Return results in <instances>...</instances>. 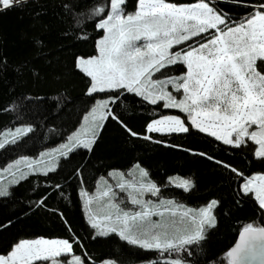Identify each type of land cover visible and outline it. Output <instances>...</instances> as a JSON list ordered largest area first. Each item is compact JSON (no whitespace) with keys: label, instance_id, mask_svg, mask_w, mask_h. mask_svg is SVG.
<instances>
[{"label":"trees","instance_id":"1","mask_svg":"<svg viewBox=\"0 0 264 264\" xmlns=\"http://www.w3.org/2000/svg\"><path fill=\"white\" fill-rule=\"evenodd\" d=\"M210 1L230 21L243 19L258 2ZM137 3L126 0L125 11H135ZM99 4L107 6V0H29L0 11V136L16 127L32 129L0 149V167L19 157H37L65 142L98 99L110 98L108 109L119 118L102 122L91 151L77 148L61 156L56 171L29 174L10 188L8 196L0 197V225H6L0 227V254L24 239H66L86 264H163L175 258L186 264H228L226 254L243 226H264V211L251 193L246 196L240 190L246 178L264 174V160L254 155L257 145L247 138L240 148L225 145L191 129L179 110L165 109L162 102L148 104L123 90L87 95L89 79L76 68V59L97 53L96 42L103 31L96 28L100 17L90 16ZM176 70L185 71L179 66L171 72ZM164 116L181 118L191 130L146 131L148 123ZM124 125L138 136L130 135ZM145 135L150 139L144 140ZM137 165L160 188L161 199L192 208L217 201L216 226L208 228L198 244L188 246L190 254L162 256L129 245L116 234L96 236L87 223L82 191L92 193L112 170L129 177ZM174 176L190 180L193 187L188 192L175 187L170 183Z\"/></svg>","mask_w":264,"mask_h":264},{"label":"snow or ice","instance_id":"2","mask_svg":"<svg viewBox=\"0 0 264 264\" xmlns=\"http://www.w3.org/2000/svg\"><path fill=\"white\" fill-rule=\"evenodd\" d=\"M26 2L0 0V11ZM125 4L126 0H107V6L99 4L91 12L90 18L100 17L96 28L104 35L96 42L97 55L76 59V68L89 79L87 95L119 94L123 90L151 105L162 102L163 108L184 113L191 129L225 145L240 148L247 138L258 145L255 157L264 160V0H258L252 12L239 21H230L208 0L189 4L138 0L134 13H127ZM179 66L185 69L183 73L167 74ZM115 99L112 97V102ZM108 103L107 100L96 103L84 117L83 138L80 132L69 137V143L63 146L67 151L57 149L60 155L67 156L77 148L92 150L98 130L103 128L101 121L108 117L119 119L108 109ZM124 126L130 135L138 136ZM191 129L177 116H164L146 127L148 133L169 134L188 133ZM31 131L30 127L17 128L8 134L11 140H0V149L8 143L15 144ZM143 139L150 137L145 135ZM20 164L17 161L7 170L15 168L18 172ZM27 167L43 175L56 171L50 163L41 166V162H27ZM136 168L138 180L134 172H129L133 179L125 180L121 175L116 187L126 193L128 203L138 210L121 207L125 201H117L111 185L94 196L82 191L90 227L96 236L116 234L129 245L156 251L162 256L189 252L188 246L198 244L205 238L207 229L216 226L213 209L217 201L192 209L171 199H160L158 203L145 200V194L158 196L160 188L147 179L148 173L143 168L139 165ZM231 171L242 175L235 168ZM17 172H12L10 184L26 179L29 174L19 172L17 179ZM170 183L185 192L193 187L187 179L176 178ZM240 190L246 196L254 194V200L264 210V175L248 178ZM8 195V188L0 183V197ZM103 198H108L109 211L100 215L91 206ZM226 259L228 264H264V226L251 223L243 226L239 241L226 254ZM44 262L86 264L74 254L73 244L66 239L21 240L9 252L0 254V264ZM163 264L186 262L175 258L166 259Z\"/></svg>","mask_w":264,"mask_h":264},{"label":"rangeland","instance_id":"3","mask_svg":"<svg viewBox=\"0 0 264 264\" xmlns=\"http://www.w3.org/2000/svg\"><path fill=\"white\" fill-rule=\"evenodd\" d=\"M194 2H197L194 1ZM193 2V3H194ZM136 11V10H135ZM135 11L133 12H127V13H134ZM104 35V33H103ZM102 35V36H103ZM101 38V37H100ZM99 38V39H100ZM200 39V38H199ZM178 47H183V46H178ZM97 50V49H96ZM173 50H177V49H173ZM97 55V53H96ZM178 70V69H177ZM176 72H170V73H167L169 75H180L181 73L183 72H180V71H177ZM160 74H157V76H159ZM177 96H179L180 94L179 93H176ZM101 100H107V101H110V98H104V99H98L96 101V103L98 101H101ZM96 103L94 104V106L96 105ZM109 104V103H108ZM93 106V107H94ZM92 107V108H93ZM91 108V109H92ZM91 109L89 110V112L91 111ZM170 109H174V108H170ZM175 110H178V109H175ZM88 112V113H89ZM87 113V114H88ZM86 114V115H87ZM85 117V116H84ZM162 119V118H161ZM102 122V121H101ZM190 123V121H188ZM85 121H84V118L82 119V122L80 124V126L72 133L70 134L69 137H72L74 136V134H76L77 132H80L81 133V138H83V130H82V125H84ZM191 125V124H190ZM24 127H28V126H24ZM24 127H16V128H13V129H7L5 131L2 132L1 136H0V140H4V139H7V140H11L12 137L10 135H8L9 133H13L15 132V130L17 128H24ZM255 127V126H253ZM166 133V132H165ZM69 137L67 138V140L63 143H61L60 145L54 147V148H51V149H48V150H45L44 152H42L41 154H39L37 157H31V156H24V157H19L11 162H9L7 165L3 166V167H0V183H2L5 187L8 188V191L10 190V188L16 184H10V181L13 179V176H12V172H17V170L15 168H13L11 171H8L7 169H9V166L10 165H14L16 164L17 161H21V164L19 166V171L17 172V179L19 178V172H25V173H29V174H34V173H40V172H33L31 169H29L27 167V162H31L33 164H35L36 162H41V166H43V164H46V163H50L52 164L53 166H55L56 168V164H57V161L58 159L62 156L60 155L59 152H57V149H63V146L65 144H68L69 143ZM19 139V138H18ZM17 139V140H18ZM9 144V143H8ZM7 145V144H6ZM258 147V145H257ZM65 152L67 151L66 149H63ZM64 157V156H62ZM134 174H135V179H139V170H133ZM28 174V175H29ZM121 175L123 176V178L125 180H132L133 179V176H129L127 177L125 174H123L122 172L120 171H117V170H112L110 172V174L107 176V177H103L100 182L98 183V185L96 186V189L89 194V196H94L98 193V191H102L104 190L105 188H107L109 185H111L113 187V191H115L117 193V201L119 200H124L125 203L121 205V207L125 208L126 210H138L137 207H134L133 205H131L130 203H128V198H127V195L125 192H121L120 189L118 187H116V185L121 182ZM254 175H264V174H254ZM253 176V175H252ZM250 176V177H252ZM248 177V178H250ZM185 179V178H182V177H178V176H174L171 181L173 179ZM246 178L245 181L248 179ZM148 179V177H147ZM20 181V180H19ZM244 181V182H245ZM243 182V183H244ZM242 183V184H243ZM252 196H254V194H252ZM144 199L145 200H149L151 199L154 203H158L159 200L161 198L159 197H153L151 196L150 194H145L144 195ZM83 202H84V197H83ZM108 203V198H103L102 200L100 201H95L93 204H92V208L94 211L98 212L100 215H103L104 213H106L107 211H109V209L106 207ZM176 203V202H174ZM176 204H179V203H176ZM185 206V205H184ZM207 205H203L201 207H205ZM201 207H198V208H192V207H188V206H185V208H192V209H199ZM83 208H84V205H83ZM84 214H85V218H86V221L88 223V216L86 214V211H85V208H84ZM154 220L156 219H159L158 217H153ZM89 224V223H88ZM34 239H39V238H32V239H24V240H34ZM83 261V260H82ZM47 264H50V262H47ZM101 264H113L112 262L110 261H105Z\"/></svg>","mask_w":264,"mask_h":264},{"label":"water","instance_id":"4","mask_svg":"<svg viewBox=\"0 0 264 264\" xmlns=\"http://www.w3.org/2000/svg\"><path fill=\"white\" fill-rule=\"evenodd\" d=\"M27 1H29V0H27ZM208 2L211 3L210 0H208ZM238 241H239V236H238V238H237L235 244L233 245V247H235V245H236V243H237ZM233 247H232V248H233ZM232 248H231V249H232ZM231 249H230V250H231ZM230 250H229V251H230ZM249 264H256V262H249Z\"/></svg>","mask_w":264,"mask_h":264},{"label":"crops","instance_id":"5","mask_svg":"<svg viewBox=\"0 0 264 264\" xmlns=\"http://www.w3.org/2000/svg\"><path fill=\"white\" fill-rule=\"evenodd\" d=\"M160 119H161V118H160ZM102 122H103V121H102ZM102 122H101V123H102ZM263 211H264V210H263Z\"/></svg>","mask_w":264,"mask_h":264}]
</instances>
